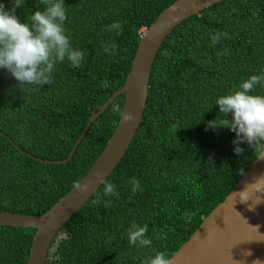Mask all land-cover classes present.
Here are the masks:
<instances>
[{
	"label": "trees",
	"instance_id": "trees-1",
	"mask_svg": "<svg viewBox=\"0 0 264 264\" xmlns=\"http://www.w3.org/2000/svg\"><path fill=\"white\" fill-rule=\"evenodd\" d=\"M176 0H64L67 35L85 50L83 67L57 64L53 83L19 85L0 69V212L41 215L79 181L105 148L123 107L118 96L90 125L66 164L89 116L120 89L130 71L141 30ZM14 0H0L8 10ZM39 0H25L21 22ZM113 22L122 33L105 31ZM229 37L212 47L211 35ZM115 43L119 55L103 51ZM224 50L227 55H217ZM264 73V0H223L179 24L164 40L152 65L142 122L108 181L119 198L103 197V185L60 229L46 264H143L157 251L171 257L221 203L256 159L247 144L234 153L235 133L209 127L223 114L215 100L242 80ZM107 79L111 85L102 88ZM254 94L264 95L257 86ZM232 119L231 114L224 117ZM11 140L12 142H10ZM15 146L25 153L20 152ZM140 189L132 192L130 180ZM102 197L94 206L92 201ZM111 200L104 207L103 201ZM148 225L151 246L130 245L131 223ZM35 230L0 226V264H26ZM165 235V239H156Z\"/></svg>",
	"mask_w": 264,
	"mask_h": 264
},
{
	"label": "water",
	"instance_id": "water-1",
	"mask_svg": "<svg viewBox=\"0 0 264 264\" xmlns=\"http://www.w3.org/2000/svg\"><path fill=\"white\" fill-rule=\"evenodd\" d=\"M221 1L223 0H176L144 29L124 85L97 112L89 116L65 160H43L26 153L28 157L46 164L68 163L91 123L120 95L124 96L122 109L135 116L134 122H124L119 117L105 148L79 180L89 183L87 193L79 194L72 187L41 215L0 212V226L35 230L26 264H46L52 243L60 229L101 187L96 180V173L99 172L104 179H108L123 159L142 122L152 65L166 37L187 18ZM260 176H264V160L255 159L227 197L203 219L189 239L170 257L172 264H264V202L250 209L255 197L247 203H241L235 195ZM255 195L264 201V193Z\"/></svg>",
	"mask_w": 264,
	"mask_h": 264
},
{
	"label": "clouds",
	"instance_id": "clouds-1",
	"mask_svg": "<svg viewBox=\"0 0 264 264\" xmlns=\"http://www.w3.org/2000/svg\"><path fill=\"white\" fill-rule=\"evenodd\" d=\"M25 0H14L13 5L8 10L0 3V69H4L14 77L19 85H30L41 88L53 83V74L57 70V64L68 61L74 69L83 67V61L87 55L85 50L72 46L71 39L67 35L64 26L68 19L67 9L64 0H39L44 8L36 10L27 17V22H21L16 15V8L23 7ZM105 31H115L117 35L122 33V24L113 22L105 26ZM142 36V34H141ZM229 37L228 32L216 31L211 35L212 47H215L222 39ZM103 51L109 55H119L118 46L115 43H106ZM224 50L217 55H227ZM257 86L264 88V73L251 75L242 80L239 87L225 95L219 96L215 100V105L219 106L220 114L223 118L218 123L209 122V127L228 128L235 133L233 141L234 153L240 155L244 152L241 144H247L256 159L264 160V95L254 94ZM102 88L111 87L107 79L100 84ZM112 111L121 117L124 122H134L135 116L132 112H125L119 103L112 105ZM231 114L232 119L224 117ZM240 175H244V170H240ZM96 180L103 185V197L114 196L119 198L116 186L104 179L99 172L96 173ZM132 192L140 189V182L136 178L130 180ZM79 194L89 191V183L76 181L72 185ZM142 191V189H140ZM256 193H264V176L257 177L254 183L237 193L241 203H247L255 197L256 204L264 202ZM102 197L97 194V198L92 201L94 206L100 205ZM104 207L111 204V200L103 201ZM148 225L130 224L127 236L130 245L148 247L152 244V239L147 237ZM156 239H165V235H158ZM143 264H172L171 258L164 251H157L143 261Z\"/></svg>",
	"mask_w": 264,
	"mask_h": 264
},
{
	"label": "rangeland",
	"instance_id": "rangeland-1",
	"mask_svg": "<svg viewBox=\"0 0 264 264\" xmlns=\"http://www.w3.org/2000/svg\"><path fill=\"white\" fill-rule=\"evenodd\" d=\"M144 33V29L143 30H141V34H143Z\"/></svg>",
	"mask_w": 264,
	"mask_h": 264
}]
</instances>
